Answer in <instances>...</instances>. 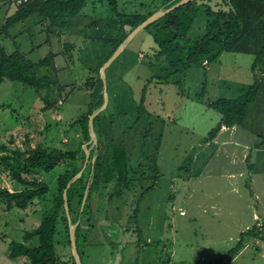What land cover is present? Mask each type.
Returning a JSON list of instances; mask_svg holds the SVG:
<instances>
[{
  "label": "rangeland",
  "instance_id": "1",
  "mask_svg": "<svg viewBox=\"0 0 264 264\" xmlns=\"http://www.w3.org/2000/svg\"><path fill=\"white\" fill-rule=\"evenodd\" d=\"M118 1L122 12L140 15H146L161 4L159 0ZM208 2L214 9H219L220 5L214 1ZM3 14L0 12V18L4 17ZM40 17L35 14L13 26L9 33L16 39L0 36V46L7 52L19 47L33 62L53 53L57 70L50 68L49 75L63 87L54 85L47 98L54 106L45 115L41 108L45 105L48 90L38 92L10 80L0 86V144L6 145L9 157L15 155L14 151L22 152L37 144L48 149H68L65 134L69 131H72L69 147L78 149L84 139L83 130L79 128L75 135L72 125L91 101L86 82L99 74L100 66L101 75L107 62L104 57L111 45L106 46L104 39H119L120 36L115 27L119 21L108 0H89L83 14L71 20L68 30L48 25L42 31L43 26L38 23ZM96 21L99 25H94ZM206 22V15L198 14L195 20H189V24L187 21L181 32H177L183 37L175 39L171 36L170 42L167 39L171 33L155 29L153 25L145 27L110 65L107 71L108 95L112 98L114 86L120 94L117 108L111 104L104 110L115 119L113 160L112 154H108L107 179L111 182L116 179L117 186L113 189L115 197L112 200L108 197L97 200L96 227L88 232V245L79 247L84 253V264H163L169 260L170 254L172 257L167 264H212L226 255L241 232L257 224L253 210L264 211V148L259 152L252 151L255 157L251 160L255 169L253 174L254 169L248 168L249 162L238 161L239 152H234L233 145H230L233 150L227 151L211 144L215 140L205 144L220 116L208 107L209 102L238 97L255 83V78L261 90L256 102L249 107L247 124L255 130L263 126L264 75L258 71L255 76L251 68L253 56L224 52L216 60L209 63L206 59L203 66H193L182 73L177 67L170 66L173 63L181 66L189 54L188 41L205 32ZM63 42H72L77 48L65 52ZM152 48H156L155 54L158 50L163 55H156L153 63ZM141 53L144 57L140 59ZM166 58L168 61L164 60ZM181 59L183 61L179 62ZM74 60H78V66L73 67ZM169 61L173 63L169 64ZM169 72L175 74L165 80ZM128 86L129 90L126 89ZM59 99H65V104H59ZM56 111L61 112L64 120L62 117V120L57 119L58 116L55 118ZM120 113L122 116L117 118ZM139 115L141 118L137 123ZM151 122L152 134L145 150L152 166L143 159L142 153ZM236 134L242 143L248 138V134L243 136L241 130ZM89 141L84 146L87 145L91 153L96 147ZM248 144L254 148L253 143ZM235 154L237 161L232 163ZM65 169V165H59L52 172L38 175L50 186L47 199H51L52 192L58 191L57 179ZM140 169L147 175L138 174L142 177H138L137 183L125 182L127 177L136 179L135 171ZM156 169L159 177L155 176ZM230 170L237 173L236 179L227 177ZM241 171H244L243 177L239 175ZM0 188L23 189L3 163H0ZM36 203L35 208L28 210H0V264H26L25 257L10 256V243L24 242L25 233L40 226L42 215L51 202L36 200ZM74 209H79L77 204ZM135 213L138 216L130 220ZM73 220L72 227L80 222L83 233L89 228L84 216L78 223ZM62 223L60 229L63 233L57 237L56 252L62 261L72 264L73 249L67 240L66 223ZM129 226L141 230L135 234L125 232L124 228ZM255 239L252 238L255 243L249 241L250 247L229 264H264V243ZM39 244L38 237L26 242L29 247ZM258 247L263 249L262 253Z\"/></svg>",
  "mask_w": 264,
  "mask_h": 264
},
{
  "label": "trees",
  "instance_id": "2",
  "mask_svg": "<svg viewBox=\"0 0 264 264\" xmlns=\"http://www.w3.org/2000/svg\"><path fill=\"white\" fill-rule=\"evenodd\" d=\"M17 1L18 0H15L17 8L14 14L8 16L0 26V36L8 35L10 28L20 22H24L35 14L41 16L40 19H38V23L43 26L42 31H45L48 25L60 30L68 29L71 20L83 14L89 0H21L20 3H17ZM108 1L114 16L119 21L115 27L118 28L120 36L119 39H104L106 46L111 45L105 53L104 60L106 59V61L109 60L127 36L144 20L158 10L167 9L180 0H159L161 4L149 11L146 15H140L139 13H124L119 8L118 0ZM210 1H214L216 5H220L219 9H214L213 5L208 2V0H190L185 5L172 10L146 27L149 28V26L153 25L155 29L160 28L171 33L167 39V41L170 42L171 36L175 39L183 37V35L177 32H181V27L185 26L187 21L189 24V20H195L198 14L206 15L207 22L205 32L198 38L188 41L187 44L190 45V48L186 59L184 61L182 59L178 60L179 62L183 61L180 67H178V63L176 64L173 63V61H169V64L173 63L172 65L170 64V66L177 67L178 72L182 73L193 66H203V62L206 59L210 63L224 52L242 53L253 56L254 61L251 68L255 76H257L258 71H261L260 74L263 76L264 0ZM94 25H99L98 21H96ZM46 31H48V29ZM90 39H92V37ZM156 43L159 44V40H156ZM75 48H77V46L72 42L63 44L65 52ZM155 49L156 48H152L151 50V55L154 54L151 57L152 63L156 55V57H163L161 51L157 50L155 54ZM54 57L55 55L51 53L44 59L33 62L19 47H16L13 52H7L0 46V86L5 80H10L13 82H21L34 88L38 92L48 90L44 98L45 105L43 106V110L46 111L51 109L54 105L47 99L48 95L54 90V85L60 84V88L63 87L60 82L53 80L49 75L50 68L54 67L56 69ZM164 60L168 61L167 58ZM73 65L78 66V60H74ZM100 68L101 66L98 69L99 74L91 77L86 82V89L91 90L90 94L92 96L88 105V110L73 122V126L83 130L82 136L85 139L80 143L78 149H48L42 144H37L35 146H29L27 150L22 152L14 151L15 155L13 157L6 155V158L3 159V164L8 166L14 179L23 186V189L13 191L7 188H0V210L3 208L6 210H12L14 208L28 210L35 208L34 205L37 204L36 200L43 202L50 200L51 202L42 215L40 226L32 231L26 232L24 242L12 241L10 243V256L12 258L25 257L27 261L26 264H71L68 263V261H62L56 252L57 237L61 235L60 233H63V229H60L63 224L62 222L66 223L64 228L67 232V240L72 246L70 222L64 199V191L66 189H68L67 196L71 221L75 215L74 213H76V219L73 220V222L78 223L81 216H84L86 222L89 224V228L83 233L81 223L79 222L75 231L77 248L82 259V264H84V253L79 247L82 245L86 247L88 245V232H91L96 227L97 200L98 198L105 199L106 197L112 200V198L115 197V190L113 191V189L117 186L116 179L114 182L108 181L107 179V156L108 154H112L114 149V117L103 111L94 118V127L98 136V143L94 146L96 148L92 149L85 168L87 155L85 149L81 147L90 139V116L96 109L103 105L104 102V82L100 75ZM172 74H175V72H169L165 80H169ZM255 79V83L245 93L238 97L219 98L214 102H209L208 107L218 112L220 116L216 126L210 130L205 141L208 142L215 139L223 126L228 128L238 126L253 131L261 139L258 145H264V124L259 130L250 128L252 126L247 124L249 107L256 102L258 93L261 90L258 79ZM145 95L146 92L143 94V101L145 100ZM64 100L65 99H62L60 103ZM122 114L123 113H120L117 118L121 117ZM140 118L141 116L139 115L137 123L140 121ZM151 134L152 122L145 134L144 143L142 145L143 159L151 163L152 166V161L147 157L145 150L148 138ZM7 149L6 145L0 144V152L7 151ZM247 159L249 162V170H253L254 164L251 163V155H249ZM59 165H65L66 169L64 173L58 176V191L55 193L52 192L51 199H47L51 191L50 186L44 181L45 179H39L38 175L52 172ZM82 169H84L82 176L72 182L71 186L68 188V184ZM135 172L137 173L135 176L137 178L131 179L127 177L125 182L137 183L138 180H140L138 177H142L138 174L144 173V176L147 175L142 169ZM159 175V171L157 172L156 169L155 176L159 177ZM118 182L120 183L122 181ZM87 188H89L88 196L86 202L83 203ZM109 188H111L110 191ZM74 204L78 205V210L74 209ZM137 216L138 215L135 213V216H132L130 220ZM1 220L2 215L0 211V223ZM116 221H119V219ZM119 225H121V223H119ZM108 227L110 228V226L106 225V228ZM124 229L126 230L125 232L131 231L134 234L137 230H141L140 228L132 229L130 226ZM263 233L264 222L262 225L255 224L246 231L241 232L238 240L228 250L226 255L217 259L212 264L231 263L244 249L247 242L252 240V238H264ZM34 237L39 238L40 244L37 247L27 246L26 242ZM171 257L172 254H170L168 261H163V264L169 263ZM71 262L72 264H77L74 255L71 256Z\"/></svg>",
  "mask_w": 264,
  "mask_h": 264
},
{
  "label": "crops",
  "instance_id": "3",
  "mask_svg": "<svg viewBox=\"0 0 264 264\" xmlns=\"http://www.w3.org/2000/svg\"><path fill=\"white\" fill-rule=\"evenodd\" d=\"M16 8H17V5L15 4V2H13V0L11 1V0H0V12H4V17L3 18H0V26L4 23V21L6 20V18L8 17V16H11L12 14H14V12L16 11ZM95 23V22H94ZM11 29V28H10ZM9 29V30H10ZM53 30V29H52ZM66 30H68V29H66ZM2 37H4V38H9L10 40H12V39H16V38H13L14 36L13 35H10V33H9V31H8V35H2ZM17 45V44H16ZM63 45V44H62ZM63 47V46H62ZM32 51H34V49L32 50ZM25 53V52H24ZM140 58V57H139ZM73 67H74V65H73ZM108 71V70H107ZM117 77L115 78V79H113V82L115 83V82H117ZM5 83V82H4ZM3 83V84H4ZM3 84H1V85H3ZM62 85V84H61ZM63 86V85H62ZM114 87H116V89L114 90V93H113V95H112V98H110L109 97V102H108V106H107V108H109V106L111 105V104H113V105H111V107H114V109H116L117 108V105L119 104V100H118V96H119V94H120V90H118L117 89V86H114ZM127 90H129L130 89V87L128 86L127 88H126ZM87 91H91V90H88L87 89ZM62 99H59L58 100V103L59 104H65V102L63 103H60V101H61ZM113 102V103H112ZM40 104H41V101H40ZM41 109H43V107L41 108ZM40 109V110H41ZM87 110H88V107H87ZM87 110L84 112V113H86L87 112ZM49 111H52V108L51 109H49V110H46V111H43V113H45V115L49 112ZM54 113V111L52 112V114ZM55 113H57L56 115H55V118L58 116L59 118H57V119H59L60 120V118L62 117V114H61V112H59V111H56ZM58 113H60L59 115H58ZM83 113V114H84ZM51 114V115H52ZM63 118V117H62ZM62 118H61V120H62ZM159 119H162V118H159ZM63 120H64V118H63ZM163 121H165V122H167L165 119H162ZM76 121V120H75ZM68 123H70V122H68ZM72 127L73 128H75L74 130V134L75 135H77V131H78V128L77 127H75V126H73L72 125ZM239 130H241V132H243V136H246V134H248V138H246L247 140H244V143H242L241 142V140H240V137L236 134V132H239ZM72 131H69V133H67V134H65L66 135V138L67 139H65V140H68V149L70 148L69 147V143H70V140H71V136H72V133H71ZM70 133H71V135H70ZM68 136V137H67ZM79 139V138H78ZM80 140V139H79ZM214 140H215V143H211V142H214ZM260 138L253 132V131H251L250 129H245V128H242V127H238V126H234V127H232V128H228V127H226V126H223V128H222V130L219 132V134H218V136L215 138V139H213V140H210V141H206L205 142V144L206 145H208L209 143H211V144H214L215 146H217V148L219 149L220 147L221 148H223V149H226L227 151H232L233 149H231V148H233V147H231L230 145H233L234 147H235V151L234 152H239V153H237V157H238V161H242V162H246V163H248V156L249 155H251V160L254 158L255 159V157L253 156V152L252 151H256V152H259V150H261V149H263L264 148V145L263 146H259L258 144L260 143ZM84 141V140H83ZM83 141H80V143H82ZM232 141H235L234 142V144H230L229 142H232ZM248 143H253L252 145L254 146V148H252V146L251 145H249ZM251 150V152H248V151H250ZM222 152H223V150H222ZM4 154H10L8 151H3V152H0V163H3V160H2V156L4 155ZM235 157H236V154L234 155V160H232V163L234 162V161H237V160H235ZM253 169H254V167H253ZM247 170H248V168H247ZM231 171H233V170H230V172H229V174H227V177L229 178V179H236V177H237V173L236 172H231ZM254 172H253V174L255 173V169L253 170ZM1 173H2V171H1ZM239 175L241 176V177H243V175H244V171H241L240 173H239ZM251 178H252V180H251V182H253V177L251 176ZM233 183H235L234 185H237V183L236 182H233ZM20 189V188H19ZM258 197V196H257ZM13 210V209H12ZM253 219L254 220H256L257 221V224H259V225H262L263 224V222H264V211H262V212H258V209L257 210H253ZM249 228V226L246 228V229H248ZM251 228V227H250ZM123 230V229H122ZM243 231V230H242ZM124 232V231H123ZM264 234V233H263ZM256 239H260L261 241H263V243H264V238H256ZM255 239V240H256ZM132 242V241H131ZM250 242H253V243H255V241H253V240H250ZM129 244H130V242H128ZM252 243V244H253ZM135 244V243H134ZM133 244V245H134ZM132 245V244H131ZM258 246V245H257ZM250 247V244L247 242V244H246V246L244 247V249L238 254V256L246 249V248H249ZM262 247V246H261ZM261 247H258V251L260 252V253H262V251H263V247L261 248ZM237 256V257H238ZM235 260V259H234Z\"/></svg>",
  "mask_w": 264,
  "mask_h": 264
},
{
  "label": "water",
  "instance_id": "4",
  "mask_svg": "<svg viewBox=\"0 0 264 264\" xmlns=\"http://www.w3.org/2000/svg\"><path fill=\"white\" fill-rule=\"evenodd\" d=\"M190 0H180L179 2H177L176 4H174L173 6L167 8V9H161L158 10L157 12L153 13L151 16H149L146 20H144L140 25H138L128 36L127 38L122 42V44L116 49V51L114 52V54L109 58V60L106 62V64L102 67L101 69V78L104 82V102L103 105H101L98 109H96L92 115L90 116V120H89V127H90V142H92L94 145L97 144L98 139H97V134L95 131V127H94V118L100 114L101 112H103L107 106H108V102H109V95H108V85H107V69L110 67V65L119 57V55L128 47V45L131 43V41L134 39V37L141 31L143 30L145 27H147L148 25H150L151 23L157 21L158 19H160L162 16L166 15L167 13L171 12L172 10L185 5L186 3H188ZM85 151H86V155H87V159H86V163L84 168L86 167V164L88 163V159L90 157V149L87 148V145L84 146ZM84 169H82L79 173H77V175L72 179V181L68 184V188L71 186V183L74 182L76 179H78L79 177L82 176ZM67 190L66 189L64 191V199H65V208L67 210L68 213V217H69V222H70V235H71V244H72V249H73V254L74 257L76 259L77 264H82V259L80 256V253L78 251L77 248V242H76V226L72 227V222H71V218H70V214H69V203H68V196H67ZM88 192H89V188H87L86 192H85V196H84V201L83 203L86 202V198L88 196Z\"/></svg>",
  "mask_w": 264,
  "mask_h": 264
},
{
  "label": "built area",
  "instance_id": "5",
  "mask_svg": "<svg viewBox=\"0 0 264 264\" xmlns=\"http://www.w3.org/2000/svg\"><path fill=\"white\" fill-rule=\"evenodd\" d=\"M20 2H21V0H18L17 3H20ZM139 57H140V59L143 58V57H144V54L141 53V54L139 55Z\"/></svg>",
  "mask_w": 264,
  "mask_h": 264
}]
</instances>
